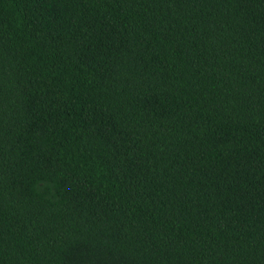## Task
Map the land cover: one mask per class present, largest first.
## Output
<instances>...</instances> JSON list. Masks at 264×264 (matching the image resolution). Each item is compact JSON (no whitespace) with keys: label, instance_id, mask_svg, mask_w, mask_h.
<instances>
[{"label":"trees","instance_id":"obj_1","mask_svg":"<svg viewBox=\"0 0 264 264\" xmlns=\"http://www.w3.org/2000/svg\"><path fill=\"white\" fill-rule=\"evenodd\" d=\"M0 264H264V0H0Z\"/></svg>","mask_w":264,"mask_h":264}]
</instances>
